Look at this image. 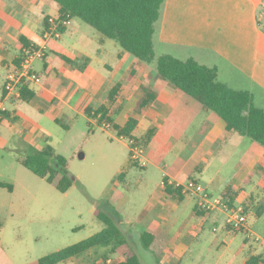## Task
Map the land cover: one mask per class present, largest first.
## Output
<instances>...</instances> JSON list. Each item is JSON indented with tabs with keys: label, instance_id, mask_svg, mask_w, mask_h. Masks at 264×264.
<instances>
[{
	"label": "rangeland",
	"instance_id": "obj_1",
	"mask_svg": "<svg viewBox=\"0 0 264 264\" xmlns=\"http://www.w3.org/2000/svg\"><path fill=\"white\" fill-rule=\"evenodd\" d=\"M47 13L53 16L57 14L52 9ZM13 24L21 28L26 22H23L22 17H16ZM71 24L70 31L63 34L60 41L65 50L76 48L87 55L92 78L106 88L122 81L127 68L121 73H112L104 67L105 64L116 67L117 55L123 51L120 45L110 39H106V44H101V34L81 19H73ZM5 25L0 19V26ZM32 25L35 29L27 35L35 44L42 46L44 41L38 29L42 25ZM98 50H101V54L97 53ZM160 56L161 50L158 48L156 58ZM45 61L49 63L50 58L37 57L33 61L34 65L31 64L43 78ZM75 62L74 67L80 69L88 61L80 58ZM156 65L157 61L149 65L150 68L144 67L143 70V67H139L142 72H156ZM51 82H60V79L53 78ZM52 89L57 93L55 88ZM180 94L184 98L183 103L190 100L188 107L180 108V117L183 118L179 128L180 137H175L177 143L172 147L160 152L156 149L157 143H154L148 154L146 168L130 167V150L121 141L119 132L114 128L99 126L98 119L90 118L83 112L82 107L85 105L97 107L104 99L94 97L91 90L81 85L72 83L59 96L68 97L74 106L71 117L61 115L55 107L50 106L46 110H40L33 104L10 106L12 116L16 113L22 123L17 125L18 121L7 118L0 129V182L9 183L14 188L13 192L0 188V222L3 224L0 229V264L32 263L90 238L105 227L95 216L97 209L110 215L127 234L142 264H158L154 255L142 247L140 236L146 226L138 223L137 218L160 187L165 171L185 180L191 177L200 179L201 184L215 197H221V190L232 184L236 188L241 187L244 196L253 195L257 204H264V179L256 174L252 183L242 184L248 177V171L238 169L248 153L250 139L237 134L228 138L223 121L215 113L203 111L197 101L184 93ZM54 117L61 119L65 126L56 123ZM205 121L214 123L212 131L196 150H187V145ZM32 127L37 128V137L50 138L55 153L66 159L68 176L73 181L68 192L58 191L46 179L36 176L22 165L21 151H24L23 145ZM146 131L147 124L143 118L141 126L129 138L141 137ZM36 145L43 147L45 142L40 141ZM80 154H84L85 158L80 159ZM200 164H203V170L197 172ZM122 172L127 174L128 189L118 179ZM240 194L241 191H238L235 205L245 203L241 201ZM195 204L194 198L184 202L175 216L176 229ZM257 208L258 205L251 207L247 213L248 229L264 235V214L256 216ZM214 213L216 218L205 223L200 237L197 241H191L184 255L178 257L177 254H167L168 263H244L253 253L249 246L244 245L247 235L244 231H231L232 235L223 231L225 216L221 212ZM60 264L80 263L69 261Z\"/></svg>",
	"mask_w": 264,
	"mask_h": 264
},
{
	"label": "crops",
	"instance_id": "obj_2",
	"mask_svg": "<svg viewBox=\"0 0 264 264\" xmlns=\"http://www.w3.org/2000/svg\"><path fill=\"white\" fill-rule=\"evenodd\" d=\"M51 1L0 0V19L6 23L4 27L0 26V67L2 68L0 71V97L5 95L4 85L8 73L21 66L22 63L17 65L16 60L23 57L26 49L35 48L37 50H43L45 54L43 58H50L49 63L44 62L42 70L45 74L44 78L33 69L42 79V83H30V88L34 91V97L30 102H23L21 98L7 100L6 106L9 115L6 116L7 113L5 114L0 129L4 126L7 118L18 121L19 124L17 125H21L22 123L19 121L16 113H13L14 115L12 116L10 106L20 107L23 104H33L40 110H46L50 106L51 108L55 107L61 115L71 117L74 106L70 103L68 97L62 98L59 96L72 83L91 90L94 97L104 99V102L97 107H92L91 104L82 107L85 114L86 109L89 107L97 109L101 105L106 104V98L111 88L118 83L122 87L116 106L114 108L112 107V110L127 102L141 85H146L151 86L157 91L156 99L146 109L144 114L136 116L139 121L137 129L141 126L143 118L147 124V131L141 137H138V140L142 141L150 130H154L151 143L147 146L141 144L146 151L147 160L149 159L148 154L154 143H157L156 149L159 152L167 150L177 143L175 137H180L181 132L179 128L181 126L180 123L183 122V118L180 117V108H186L190 103V100H186L184 103L182 102L184 98L181 97L180 93L183 92L179 91L169 82L156 78V72L153 70H147L145 71L146 73L142 72L140 67H143L144 70V67L150 68V66L136 58H132V55L129 53L123 54V51L117 55L118 61L116 67H112L109 64L104 65L112 73H121L127 68V73L124 75L123 80L108 88L100 84L99 81L96 82L95 78H92V73H90L92 72V68L89 65L90 58L87 55L76 48L66 51L60 44L62 36L58 40L46 39L44 37L45 18L55 19L59 15V6L53 4ZM51 9L56 11L57 14L53 16L47 13ZM16 17H22L26 25L19 28L17 24H13ZM33 23L42 25L41 29L38 28L44 41L42 46L35 44L27 35L31 33L32 29H35L32 25ZM71 26L72 24L70 23L66 33L70 31ZM157 27L155 47L156 51L158 48L161 50V55H171L181 60L193 58L202 65L216 68L220 82L234 90L250 93L253 96L255 105L264 110V0H166ZM22 39L25 40L27 45H24ZM100 43L104 45L106 44V40L102 41L100 37ZM97 53L101 54V50H98ZM120 55L122 56L120 57ZM64 58L71 60V62L65 61ZM80 58H85L88 62L78 69L73 64H76L75 61ZM127 62H129V67L127 66ZM45 63L47 67H45ZM31 64L33 66L34 62ZM46 78L47 80H45ZM53 78H59L60 82H51ZM52 88H55L57 93ZM200 109L206 111L202 105ZM53 119L55 122L56 120H61L57 117ZM104 123L109 122H98V125L101 126ZM206 124L209 125L208 131L202 141L198 145L193 146L192 143L197 134ZM213 126L214 123L212 121L203 122L194 139L187 145L186 149L189 151L196 150L212 131ZM224 129L228 138L237 134L228 132L225 123ZM29 131V136L25 139L23 145V153L30 146L43 149L46 144L51 145L50 138L36 136L37 128H29ZM40 141L45 142L43 147H37L36 143ZM250 141L245 160L238 165L239 171L244 169L248 171V175L246 174L248 177L242 181V184L252 183L253 176L256 174L260 179H264V147L257 142ZM126 146L129 149L127 143ZM202 170L203 164H200L197 167V172H202ZM126 178L120 182L125 185V189H128L129 184ZM190 179L197 178L191 177ZM187 180L165 171L163 181L166 182V185L161 183L158 190L146 204L141 215L137 218L138 223L145 224L146 226L143 231L162 229L170 237V242L162 256L158 260L154 256L158 264H170L168 263L170 260L167 259V254H177L178 257L184 255L185 249L190 247L191 241H197L200 237L199 235L203 231V228H205V223L216 218V213H205L201 215L196 212V208L194 207L181 226L176 229L175 216L178 210H180L187 199L194 198L196 200V198L193 196H184L182 199L173 198L167 194L166 186L171 185L177 188V184H182ZM197 180L201 183L200 179ZM228 186H232L237 194L238 191H241V201L251 203L252 208L257 205L258 207L264 205L261 203L257 204L253 195L244 196L241 187L236 188L232 184ZM228 186L221 190V197ZM13 190L8 191L13 192ZM263 214L264 212L261 215L256 214V216H262ZM2 226L3 224L0 222V229ZM223 231H226L228 234L231 233L232 235L230 230L224 228ZM243 233L247 235L244 240L246 241L244 245L249 246L250 251L253 252L242 263L246 264L251 256L264 254V241L260 240V242L256 243V241H253L254 238L251 235H264H261L257 231L253 232L250 229H248L247 233L245 231ZM110 259L112 261L111 264L124 261V257L120 255H115Z\"/></svg>",
	"mask_w": 264,
	"mask_h": 264
},
{
	"label": "trees",
	"instance_id": "obj_3",
	"mask_svg": "<svg viewBox=\"0 0 264 264\" xmlns=\"http://www.w3.org/2000/svg\"><path fill=\"white\" fill-rule=\"evenodd\" d=\"M52 1L59 6V15L54 20L56 24L60 23L57 29L62 34H65L69 28L64 27L61 24L62 21L81 19L101 34L102 41L110 39L120 45L123 54L129 53L147 65L157 61L156 78L169 82L179 91L198 101L206 111L218 115L225 123L228 132L247 137L264 147V110L255 105L250 93L234 90L220 82L216 68L202 65L193 58L181 60L171 55H161L156 58L157 26L166 0ZM50 20V18L44 20L45 32L51 26ZM22 42L27 45L24 39ZM36 50L35 48L26 49L23 57L16 60V64L20 65ZM64 60L71 62L65 58ZM45 67H47L46 63ZM31 71L35 73L32 67ZM30 83L27 80L22 82L21 99L23 102H30L34 97ZM121 87L120 83L114 85L106 98V104L97 109L89 107L86 109V114L90 118L98 119L99 123L109 122L120 136L132 137L139 123L136 116L144 114L156 99L157 91L151 86L141 85L127 102L112 110L111 108L116 106ZM8 115L7 113L6 116ZM56 122L64 126L61 121L56 120ZM1 123L2 120H0V126ZM208 128L209 125L206 124L199 131L192 143L193 146L202 141ZM153 135L154 130H150L142 141L135 139L137 143L147 146L151 143ZM21 163L36 176L46 179L49 184L62 193L68 192L73 185L72 179L68 176L66 159L57 155L50 144H46L43 149L30 146L23 153ZM130 166L140 167L131 159ZM125 177L126 173L122 172L118 179L123 181ZM193 180L199 182L197 179ZM0 187L7 188L9 191L13 190V186L6 182H0ZM166 191L173 198L182 199L186 196L180 188L171 185L166 186ZM237 195L232 186H228L223 192L222 198L228 202L229 206H234ZM243 205L247 214L252 205L251 203ZM195 208L196 212L201 215L210 214L199 209L197 205ZM263 212L264 205H261L257 208L256 213L261 215ZM95 216L105 225L102 231L77 244L59 249L31 264H60L69 261H76L80 264L87 262L89 264H107V261L115 255L124 257V261L117 264H142L129 237L112 217L98 209L95 211ZM224 228L232 231L227 225ZM140 239L142 247L151 252L157 260L170 242L169 235L162 229L144 230ZM102 249L105 251L102 252ZM246 264H264V254L251 256Z\"/></svg>",
	"mask_w": 264,
	"mask_h": 264
},
{
	"label": "built area",
	"instance_id": "obj_4",
	"mask_svg": "<svg viewBox=\"0 0 264 264\" xmlns=\"http://www.w3.org/2000/svg\"><path fill=\"white\" fill-rule=\"evenodd\" d=\"M51 26L49 30L45 32L44 37L46 39H60L62 33L58 31L60 23L55 22L54 19L50 20ZM71 21L65 20L61 24L64 27H69ZM43 50H36L30 54L21 64L20 67L15 68L10 71L7 75L6 82L4 85L5 95L0 97V120H3L5 114L8 111L6 102L8 99L21 98V85L23 80L29 82L40 83V78L31 71V63L37 57H44ZM106 129L111 128L109 123H104L101 125ZM121 141L127 143L130 150V159L138 163L141 167H146L148 165L147 155L144 147L137 143L135 138H129L125 136L120 137ZM163 185H166V182H162ZM177 188H180L182 193L186 196H193L197 200V206L199 209L214 213L221 212L225 216V225L229 226L233 232L235 231H245L248 232V215L246 214L245 207L243 204H237L234 206H229L228 202L221 197H215L211 195L206 188L196 180H188L182 184H177ZM251 237L254 238V241L260 242L264 241V236L257 234H252ZM112 261L109 259L107 264H111Z\"/></svg>",
	"mask_w": 264,
	"mask_h": 264
},
{
	"label": "water",
	"instance_id": "obj_5",
	"mask_svg": "<svg viewBox=\"0 0 264 264\" xmlns=\"http://www.w3.org/2000/svg\"><path fill=\"white\" fill-rule=\"evenodd\" d=\"M79 158H80V159H84V158H85V155H84V154H80V155H79Z\"/></svg>",
	"mask_w": 264,
	"mask_h": 264
}]
</instances>
